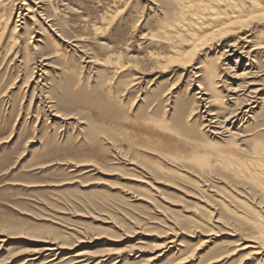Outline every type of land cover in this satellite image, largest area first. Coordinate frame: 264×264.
<instances>
[{
  "label": "rangeland",
  "instance_id": "obj_1",
  "mask_svg": "<svg viewBox=\"0 0 264 264\" xmlns=\"http://www.w3.org/2000/svg\"><path fill=\"white\" fill-rule=\"evenodd\" d=\"M13 1H0V35L3 39L10 37L6 43L1 40L0 45V264H139L153 255V247L164 241L167 227H172L173 222L176 224L178 220H185L182 224L178 221L180 225L176 226L182 228L176 231L179 246L176 245L171 249L173 252H167L154 264H211L212 257L231 249L230 258H224L218 264L255 263L249 254L250 248L238 247L245 241L261 240L258 232L250 233L251 226H255L254 220L264 218V211L255 204L217 182L215 177L204 184L197 179V173L189 169L180 170L169 165L172 171L162 173L160 177L165 174L162 179H156L140 167L127 164L125 159L134 153L128 142L105 140L100 152H96V146L88 139V133L82 129L84 125L77 116L71 114L66 121L51 116L50 109L44 106L41 99L40 90H32L33 82L29 79L30 60L34 57V50L31 49L34 40L28 42L29 33L33 32V37L38 38L43 32L37 26H43L39 16L35 13L32 16L30 9H18L21 3H24V9L26 5L31 6L29 0H15L14 13L9 18ZM76 3H82L88 9L87 13L96 18L107 17L118 10L112 22V31L110 27V33L99 39L115 46L112 50L123 51L126 45L129 46V53L137 50L134 40L150 13L147 0H81V3L76 0ZM23 14H26L24 20ZM75 15L69 17L73 24L76 22L71 33L85 37L81 39L82 49L75 50L74 46L50 36L51 41L60 43L61 52L74 70L78 69L76 73L84 79V85H88L86 95L81 94L78 100L66 96L63 87L70 82L71 71H67L68 76H60L55 86L56 94L62 95L60 106L71 111L82 108L89 97L99 98L93 92L97 81V76L93 74L95 70L115 80L121 75L114 74L102 64L90 66L85 62V52L103 56L109 50H98L94 46L91 26ZM30 16L33 20L27 18ZM149 22L144 28L151 33L152 21ZM14 24L18 26L13 33ZM122 36L127 40L122 41ZM151 47L138 49V52L149 51ZM3 49L9 51L4 52ZM22 57L25 59L21 60ZM25 60L29 63L26 64ZM53 67L50 70L52 73L60 72L59 66ZM145 68L134 69L131 71L133 74L120 78L123 81L118 87L122 91L117 96L132 109L142 103L145 106L151 103L153 108L159 105L160 114L168 113L171 112L172 94L191 95L197 90L195 81L185 85L188 75L177 66L165 70ZM66 78L68 80L65 81ZM191 79L194 80V77L191 76ZM73 87L69 88L70 92L76 91ZM143 98H146L144 102ZM193 107L197 112L203 110L196 102ZM94 111L98 109L94 108ZM195 117L197 121L194 124L201 129L202 120L198 114ZM208 137L205 136L209 141ZM118 150L125 152V157ZM227 194L234 201L247 203V211L236 205ZM225 206L229 208L227 211L233 212H229V217L223 213L227 208ZM233 215L249 221L241 223ZM220 216L225 218L214 222ZM69 228H81L87 231L86 237L90 238L74 250L65 248L56 253L43 250L47 245L42 241L45 237H71L68 236L72 233ZM132 245H138L140 249ZM34 249L39 252L31 255ZM83 249H87L85 254H75Z\"/></svg>",
  "mask_w": 264,
  "mask_h": 264
},
{
  "label": "bare ground",
  "instance_id": "obj_2",
  "mask_svg": "<svg viewBox=\"0 0 264 264\" xmlns=\"http://www.w3.org/2000/svg\"><path fill=\"white\" fill-rule=\"evenodd\" d=\"M29 1L31 6L26 5L24 9L25 5L21 3L18 9H30L32 16H39V22L43 26H37V29L43 32L38 38L33 37V32L29 33L28 42L34 40L31 46L34 57L30 60L32 63L29 79L33 82L32 90H40L41 99L44 106L50 109L51 116L64 121L69 119L71 114L77 116L79 122L84 125L82 129L88 133V139L96 146V152H100L99 149L105 140L128 142L134 153L125 159L127 164L140 167L156 179H162L165 175L160 177L162 173L172 171L169 165L177 166L180 170L189 169L197 173V179L203 183L215 177L217 182L225 184L233 192H238L241 197L264 211V0H147L150 13L147 14L142 30L134 40L137 50L131 53L127 51L128 45L124 46L123 51L112 50L115 46L99 39L112 31V22L118 10L107 17L102 15L103 18H96L87 13L88 9L82 5L81 0L78 1L82 6L77 4L76 0ZM14 2L15 0L11 4L9 18L14 13ZM75 14L91 26L94 46L98 50H109L103 56L97 55L96 52H85V62L88 65L107 66L114 74H121L120 78H124L128 73L133 74L134 69L144 70L147 67L165 70L170 66H177L188 75L185 85L195 81L197 90L191 95L172 94L169 109L171 112H163L161 116L159 105L153 108L151 103L150 106L142 103L132 109L117 96L122 91L118 85L123 80H115L97 69L93 73L97 76L93 92H96L99 98L89 97L88 102L75 111L61 107L62 95L56 94L55 86L61 75H69L68 70L71 71V80L65 79L70 81L63 86L67 92L66 96L80 100L79 96L86 95L88 89V85H84V79L76 73L78 69L74 70L66 55L61 52L60 43L53 42L50 38L56 36L62 43L74 46L75 50L80 49L81 39L85 37H77L71 33L76 22L73 24L69 17ZM24 16L26 17V14H23V20ZM27 18L33 20L31 16ZM149 21H152L151 33L144 28L150 24ZM17 26L13 25V33L16 32ZM124 37L122 36V41L127 40V37ZM8 39L10 37L3 39L0 35V45L1 40L5 42ZM150 45L152 47L149 51L138 52V49ZM24 59L25 57H22L21 60ZM196 60L197 65L194 66ZM25 62L29 63L28 60ZM53 65L56 68L59 66L60 72L52 73L50 70L54 68ZM73 86L76 91L70 92L69 88L73 89ZM144 99L146 98H143V102ZM195 102L198 108L202 107L203 110L197 112L193 107ZM94 108L98 111H94ZM149 111L151 113L147 114ZM196 114L202 120L201 129L194 124L197 121ZM206 135L209 136V141L205 138ZM213 142L216 144H212ZM118 153L125 157V152L118 150ZM214 174L216 176H213ZM233 202L243 210L247 209V203L245 205L244 201L233 199ZM227 209L229 208L223 210V213L229 217L233 212ZM221 216L216 217L214 222L218 223L225 218ZM232 217L241 223L249 221L241 220L237 215ZM178 221L176 224L173 222L172 227H167L163 235L164 241L153 247V255L139 264H154V261L165 256L167 252H173L171 249L179 244L176 231L181 228L176 226L185 220L179 221L180 224ZM228 221L231 220L228 218ZM254 224L255 226L250 228L253 232L250 233L258 232L261 240L245 241L238 247L251 249L249 254L255 260L253 264H264V218L254 220ZM69 229L72 233L68 236L71 237H64L65 239L45 237L42 241L47 245L43 250H74L90 238L86 237L87 231L81 228ZM250 230L247 229L248 232ZM32 232L31 234L34 233ZM132 246L140 249L138 245ZM83 250L75 254H85L87 249ZM231 250L216 254L210 259L211 264H218L222 259L230 258L233 253ZM38 252L39 250L34 249L30 254L35 255Z\"/></svg>",
  "mask_w": 264,
  "mask_h": 264
}]
</instances>
